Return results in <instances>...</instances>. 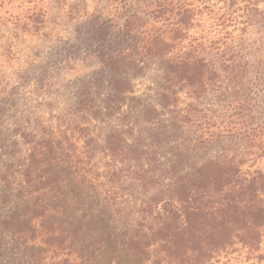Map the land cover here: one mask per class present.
<instances>
[{"label": "trees", "instance_id": "16d2710c", "mask_svg": "<svg viewBox=\"0 0 264 264\" xmlns=\"http://www.w3.org/2000/svg\"><path fill=\"white\" fill-rule=\"evenodd\" d=\"M46 1L0 0V26H11L18 39L40 35L48 28ZM15 3L20 13L4 11ZM107 7L81 28L83 40L64 43L56 63L81 64L84 53L96 59L109 75V93L101 79L79 80L63 123L84 139L88 161L104 162L107 181L139 199L142 218L117 235L105 220L99 230L91 197L77 216L59 215L61 203L48 200V190L67 180L56 163L59 143L38 119L9 139L2 124L13 100L3 88L0 192L25 208L2 230L20 243L28 264H124L114 244L145 264H218L237 245L263 263L264 166L257 164L264 120L254 122L250 106L252 93L264 91V0H108ZM12 40L1 44L0 61L15 56ZM150 65L163 70L157 103L133 97ZM221 85L230 94L204 120L193 101ZM183 92L192 102L180 108ZM119 116L118 127L93 135V122ZM21 146H28L27 164L19 163ZM8 149L12 162L4 163Z\"/></svg>", "mask_w": 264, "mask_h": 264}, {"label": "rangeland", "instance_id": "374dc122", "mask_svg": "<svg viewBox=\"0 0 264 264\" xmlns=\"http://www.w3.org/2000/svg\"><path fill=\"white\" fill-rule=\"evenodd\" d=\"M107 6L108 0L46 1L44 9L47 11L48 28L37 36L28 34L18 39L12 37L11 26H0V46L2 43L6 44L8 38H12L13 40L9 43L15 51V56H12L10 60L0 61V91L3 88L6 89L7 93L12 95V98L9 96L7 100L10 98L13 100L9 101L10 106H7L2 124L9 139L13 140L17 137L15 131L20 127L28 131V119L33 121L38 119L42 124L50 127L52 137L59 143L56 163L66 170L64 177L67 180L62 185L48 190V200L59 201L63 206L58 214L65 218L77 216L80 211L79 206L91 197L96 203V206L93 204L92 206L96 209L95 218L99 222V230L103 225L102 220H105L109 229L111 231L115 229L117 235L124 227L128 225L135 227L140 222L142 218L139 212L140 201L107 181L103 174L104 162L88 161L83 153L84 139L79 135L66 132V124L63 123L64 117L67 118L70 107L75 101L79 80L101 79L104 93H109L107 91L110 90L109 75L104 73L103 66L96 59L86 57L85 53L78 60V62L82 61L81 64H71L65 69H60L59 63H56V55L59 54L58 51L64 43L83 40L81 28L88 29L86 25L91 20L100 14L107 13L109 9ZM5 10L20 13L22 7L19 8V3H15L5 7ZM78 45L87 48V44L83 42H79ZM52 66L58 68L52 72ZM33 73L36 74L33 75ZM58 73L60 74L57 76ZM28 75L33 76L28 77ZM162 79L163 70L160 66L150 65L146 74L135 81L133 97L157 103ZM39 80L44 84L41 85ZM227 89L226 85H221L209 92L202 100L193 101L199 109L198 116L206 120L208 117L218 115L215 113H218L226 102L227 93L230 94ZM258 91L256 94L252 93L254 102L250 106L255 110L252 112L254 122L264 120V91ZM191 102L185 92L180 94V108H185ZM127 110L128 108L124 107L123 111L127 112ZM122 119L123 117L119 116L113 120L114 122H93L91 124L93 135L101 136L109 130L110 126L118 127L119 120ZM20 141L19 139V143ZM7 151L2 159L4 163L12 162V157L6 154L11 150ZM21 152L22 158L19 163L27 164V159L24 157L28 155V146H21ZM260 164L264 166V160L257 165ZM5 195L0 192L1 263L28 264V257L24 254L20 243L5 233L1 226V223L8 220L15 212L22 211L25 205L13 197L7 200ZM114 246L118 250V259L120 258L124 264H145L141 257L136 256V253H128L126 247L119 248L115 244ZM229 251L221 256L218 264H264V262L260 263L255 255L251 253L249 255L248 250L241 245Z\"/></svg>", "mask_w": 264, "mask_h": 264}]
</instances>
